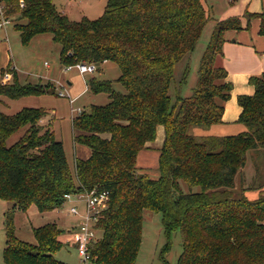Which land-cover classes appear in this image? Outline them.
Instances as JSON below:
<instances>
[{"label": "trees", "instance_id": "1", "mask_svg": "<svg viewBox=\"0 0 264 264\" xmlns=\"http://www.w3.org/2000/svg\"><path fill=\"white\" fill-rule=\"evenodd\" d=\"M3 3L8 15H16L15 28L24 45L37 35L51 34L61 46L63 65L114 62L121 69L117 81L127 90L119 93L111 81L91 80L92 91L107 93L110 102L92 105L72 119L75 143L91 150L87 159H76L74 173L63 142L41 123L46 109L24 107L13 115L0 111V199L13 204L6 212L5 263L67 264L55 257L63 246L57 224L33 228L36 243H29L16 234L15 210L28 212L34 205L41 212L52 211L63 205L67 194L98 188L110 195L98 223L103 236L91 246L94 264H135L146 209L162 214L168 239L163 252L170 249L173 232L181 231L183 251L176 264H264V192L253 201L234 193L250 154L264 164V73L250 77L253 95L238 97V121L245 131L226 136L194 131L223 122L233 87L220 63L224 36L229 29H242L241 19L217 22L200 60L196 86L189 96L178 93L173 104L176 66L194 51L209 21L201 0H107L101 17L79 21L61 12L53 0ZM247 16L250 20L253 14ZM260 17L264 35V14ZM182 66L180 84L190 63ZM45 94H56L54 84L21 83L16 73L12 82L0 81V101L2 96ZM160 124L165 127L160 177L152 179L137 173L136 159L155 140ZM26 126L24 135L8 145L9 137ZM262 187L264 177L247 189ZM162 259L171 264L165 255Z\"/></svg>", "mask_w": 264, "mask_h": 264}, {"label": "rangeland", "instance_id": "2", "mask_svg": "<svg viewBox=\"0 0 264 264\" xmlns=\"http://www.w3.org/2000/svg\"><path fill=\"white\" fill-rule=\"evenodd\" d=\"M56 5L61 9L67 5L71 8V18L74 20L81 19L84 15L87 18L94 20L101 17L104 13L107 0H53ZM3 0H0V6L3 5ZM72 5V6H71ZM16 15H13V22L0 28V40L1 37H8V41L11 46V53L17 58H24L28 61V66H21V82H33V83H47L54 84L56 90H60L64 85L69 91V97H61L57 94H46L41 97H26L20 99H11L6 96H2V102H0V111L13 115L19 112L24 107H45L47 114L45 115L46 123H51L49 127L55 132L56 139L62 141L67 153V158L72 172H75L74 164V129L72 126V117L78 115V111H89L92 105H105L110 102V97L107 93H94L90 87L92 79L108 80L113 83V88L116 92L126 93V88L117 81L121 75L120 67L114 62H108L106 64H100L98 70L94 73L82 74L78 69L73 68L65 70V66L60 63V49L61 46L53 41L51 34H44L37 36L33 40V44L30 47L22 45L20 33L15 29ZM214 20H210L206 25L201 38L199 39L194 51L191 55L183 58L181 64L176 66L175 80L170 88V96L172 103L176 102L178 93L182 96H189L193 88L196 86L198 78V69L200 65L201 57L207 48L212 33L215 29ZM190 63V71L184 83L180 84L183 78L184 63ZM186 66V64H185ZM68 79H72L73 85H69ZM13 79L10 81L12 82ZM73 99V103L70 102ZM7 102V104L5 103ZM43 107V108H44ZM55 110V112H53ZM42 121V120H41ZM28 126L18 130L7 140V144L11 145L20 139L26 132ZM108 135V134H107ZM88 148V147H87ZM153 147L151 149H144L141 156L149 153L145 159L143 157L137 159L136 170L139 174H145L149 178L156 179L160 177L158 169V152ZM264 158V157H263ZM264 160V159H263ZM260 164L257 168V164ZM241 170L239 174L240 188L251 186L254 180L263 181L264 164L261 163V159L252 158V154L249 155L246 166ZM249 175V178L247 176ZM183 190L189 191V187L186 183L181 181ZM199 187H194V191H197ZM236 192V189L234 193ZM8 201L0 199V264H6L4 261V250L6 248L7 235H6V212L8 210ZM11 206V205H10ZM76 206L79 210H82L83 204L77 203L76 198L72 197L66 199L63 205L55 210L48 212H41L36 206H32L28 212L16 209V234L17 236L26 242L36 243V239L33 233V228L42 227L48 223H56L58 228L62 230L60 240L63 242V246L55 254V257L67 264H81L78 251L75 247L67 243V238L70 235L69 230L76 229L77 223L80 221V216L71 214L69 212L70 207ZM11 209V207L9 208ZM98 236H103L102 232H97ZM167 236L164 231L162 223V214L146 209L143 213V230H142V242L140 245L139 253L136 258L135 264H165L162 259V255L171 263L176 264L178 258L183 251L182 233L180 230L173 232L171 237V247L168 251L163 252V248L167 243Z\"/></svg>", "mask_w": 264, "mask_h": 264}, {"label": "crops", "instance_id": "3", "mask_svg": "<svg viewBox=\"0 0 264 264\" xmlns=\"http://www.w3.org/2000/svg\"><path fill=\"white\" fill-rule=\"evenodd\" d=\"M201 1L206 9V13L209 18L208 22H210V20H214L215 22L214 24L216 26L217 22L219 21L233 17H239L241 19V24L243 28L229 29L225 32V36H224L225 41L223 43V57L220 59V63L227 70L228 73L227 81L231 82L233 84V87L231 91V97L225 103V109L223 112V122L219 124H213L206 129L196 128L194 131L195 134L199 136L235 135L247 129L243 123L238 121L242 112V108L238 103V97L240 95H253L255 92V88L250 83V77L261 75L262 73H264V35L260 33L261 22H262L260 16L264 14V0H201ZM54 4L56 5L55 2ZM57 8L71 18V8L69 5L65 7H61V9L58 6ZM247 14H253V16L250 17V20H248ZM84 17L86 16L82 15L81 19ZM37 36H35L28 45H24L23 43L22 45L30 47L34 43L33 40ZM108 62L110 61H105L103 64H106ZM10 66L15 67L14 73H16L18 80L21 82V72H22L21 66L23 67L28 66V61H26L24 58L21 57L16 59L15 55L11 53V46H10V42L8 41V37L5 36V37H1L0 40V78L2 76V73ZM68 83L69 85L72 86L73 85L72 79H68ZM41 96L43 95L24 96L21 98L41 97ZM2 101L3 99L1 98L0 102ZM5 103L7 104V102ZM41 107L43 108L44 106L42 105ZM53 112H55V110ZM73 118L74 117H72V119ZM41 123L46 125L47 127L51 125L50 122H48V124L46 123L45 117L42 119ZM103 136L108 137L107 134ZM164 139H165V127L164 125L160 124L157 126V136L155 140L147 142L146 147L144 148V149H151L153 147H156L157 149L160 148V151L158 152V169H159V157ZM73 147L75 150L74 164L77 158L87 159L91 155L90 148L89 147L87 148V146L83 144L75 143L73 144ZM144 149H142L138 153L137 159L143 157V160L145 162V159L149 153H146L144 156H141V153L143 152ZM247 176L249 178L248 174ZM239 177L240 176L238 175L236 178V186L234 188V191L236 189L235 193L237 194L241 193V195L247 197L249 200L252 201L257 200L264 192V187H262L261 189H250V188L247 189L248 187L247 186L244 187L243 190L240 188V185L238 183ZM10 205L7 204L8 210L10 207H12L13 204ZM15 223H16V213H15Z\"/></svg>", "mask_w": 264, "mask_h": 264}, {"label": "built area", "instance_id": "4", "mask_svg": "<svg viewBox=\"0 0 264 264\" xmlns=\"http://www.w3.org/2000/svg\"><path fill=\"white\" fill-rule=\"evenodd\" d=\"M24 2H20V7H24ZM13 22L11 15L6 12L5 5L0 6V28L7 24ZM65 70H70L73 68L78 69L82 74L94 73L98 70V65L94 62L79 61L75 64L64 65ZM15 67L10 66L7 68L0 78V81L4 84L10 83L14 77ZM61 84V83H60ZM60 90H56L57 94L61 97H69V91L64 85H60ZM73 103V99H70ZM82 110L80 109L78 113L80 114ZM109 191L99 190L94 188L91 190L81 191L75 194H67L66 199L75 197L76 202H81L83 204L82 210H79L76 206H72L69 209L71 214L80 216V221L76 225V229L70 230V235L67 238V243L72 245L78 251L81 264H94L91 255V246L94 242L99 240L97 232H101L98 227V223L101 220L104 211L108 207L109 203Z\"/></svg>", "mask_w": 264, "mask_h": 264}]
</instances>
